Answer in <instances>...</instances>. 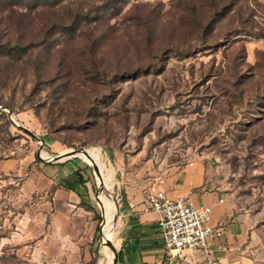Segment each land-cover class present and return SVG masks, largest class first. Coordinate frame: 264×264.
Instances as JSON below:
<instances>
[{"label":"rangeland","instance_id":"1","mask_svg":"<svg viewBox=\"0 0 264 264\" xmlns=\"http://www.w3.org/2000/svg\"><path fill=\"white\" fill-rule=\"evenodd\" d=\"M32 18L31 67L0 83V264H42L24 183L38 152L80 149L98 154L115 205L122 181L212 168L250 215L264 264V0H56ZM71 159L98 209L96 174Z\"/></svg>","mask_w":264,"mask_h":264},{"label":"crops","instance_id":"2","mask_svg":"<svg viewBox=\"0 0 264 264\" xmlns=\"http://www.w3.org/2000/svg\"><path fill=\"white\" fill-rule=\"evenodd\" d=\"M26 179V194L37 196L32 206V232L42 264H101L95 237L98 231V192L77 160L40 161ZM154 179L122 181L116 194L114 247L118 264H258L252 255L257 244L252 221L225 182L202 163L170 170L159 185L170 198L187 196L196 207L211 209L210 225L222 235L206 251L168 255L154 212H143L145 193ZM100 201V199H99ZM95 203V204H94ZM96 205V206H95ZM100 262V263H98Z\"/></svg>","mask_w":264,"mask_h":264},{"label":"built area","instance_id":"3","mask_svg":"<svg viewBox=\"0 0 264 264\" xmlns=\"http://www.w3.org/2000/svg\"><path fill=\"white\" fill-rule=\"evenodd\" d=\"M154 183L145 193L142 211L157 214L168 255H179L184 251H206L210 241L221 237L222 228L210 225L209 207H196L187 196L170 198L159 186L162 183L161 177H156Z\"/></svg>","mask_w":264,"mask_h":264},{"label":"trees","instance_id":"4","mask_svg":"<svg viewBox=\"0 0 264 264\" xmlns=\"http://www.w3.org/2000/svg\"><path fill=\"white\" fill-rule=\"evenodd\" d=\"M56 0H0V83L23 80L31 67L32 10ZM1 103V102H0ZM87 163L82 157H80Z\"/></svg>","mask_w":264,"mask_h":264},{"label":"bare ground","instance_id":"5","mask_svg":"<svg viewBox=\"0 0 264 264\" xmlns=\"http://www.w3.org/2000/svg\"><path fill=\"white\" fill-rule=\"evenodd\" d=\"M41 152H40V156H42L43 158H49V156L47 157L45 153H41ZM71 153L72 151H70L65 156H63L62 153L58 154L57 156L64 159L67 158V156H69ZM76 156H78L79 158L82 157L87 162L86 164L96 166L98 169V172L96 173L95 176H96V183L99 187V190H101L99 209L103 216V223L101 227V240H102L101 242L103 244V248L101 253L106 261V264H112L114 261L109 253V247H110L109 245L113 241L115 235L114 226H115V218H116V205L114 199L111 198L110 192H108L110 187L109 186L110 177L102 173L103 165L101 166L99 163L98 154L85 150V152L84 151L77 152ZM98 177L101 181L99 184L97 182ZM105 189H106V193H104Z\"/></svg>","mask_w":264,"mask_h":264},{"label":"water","instance_id":"6","mask_svg":"<svg viewBox=\"0 0 264 264\" xmlns=\"http://www.w3.org/2000/svg\"><path fill=\"white\" fill-rule=\"evenodd\" d=\"M0 110L5 111V110H7V109H6L5 107H0ZM7 112H8V114H9V118H10V117H11V116H10V111L7 110ZM21 130L24 131V132H26L27 134H29L33 139H35V140H37V141H40L39 138H37L36 136H34L33 134H31V133L28 132L27 130H25V129H23V128H21ZM80 151H84V152H85L84 149H80V150H78V151H72V153H71L69 156H67V158H64V159H62L61 157H59V156H57V155H56V156H53V157H49V158H45V159H43V158H41V157L39 156V153H40V152L37 153V157H38V159H40L41 161H45V162H48V163H56V162L66 161V160H69V159H71V158H76V157H78V156H76V153H77V152H80ZM90 166L92 167L94 173L96 174V173L98 172L97 167H96V166H93V165H90ZM101 227H102V226H101ZM100 235H101V228H100ZM101 241H102V240H101ZM114 257H115V260H114V262H113L112 264H118V261H117V253H116V252L114 253Z\"/></svg>","mask_w":264,"mask_h":264}]
</instances>
